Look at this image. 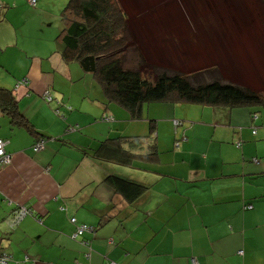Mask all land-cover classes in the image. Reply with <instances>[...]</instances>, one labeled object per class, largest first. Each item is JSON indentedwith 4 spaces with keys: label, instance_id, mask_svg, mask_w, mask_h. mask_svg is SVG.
Wrapping results in <instances>:
<instances>
[{
    "label": "crops",
    "instance_id": "0c3cea01",
    "mask_svg": "<svg viewBox=\"0 0 264 264\" xmlns=\"http://www.w3.org/2000/svg\"><path fill=\"white\" fill-rule=\"evenodd\" d=\"M30 1L0 0V86L13 90L48 139L35 151L36 137L0 113V138L12 155L0 167V247L13 255L8 264H264L259 118L171 102L145 104L134 117L78 61L65 59L64 23L47 15L52 0ZM46 90L56 102L44 100ZM174 120L183 125L174 128ZM152 125L153 160L121 166L89 154L109 137L151 134ZM109 174L148 190L129 202L104 182ZM20 206L32 214L14 225ZM72 217L94 231L73 239Z\"/></svg>",
    "mask_w": 264,
    "mask_h": 264
},
{
    "label": "trees",
    "instance_id": "16d2710c",
    "mask_svg": "<svg viewBox=\"0 0 264 264\" xmlns=\"http://www.w3.org/2000/svg\"><path fill=\"white\" fill-rule=\"evenodd\" d=\"M61 19L64 23L61 35H64L65 59L78 61L85 72L94 76L106 97L128 109L134 117L141 116L145 104L171 102L228 109L246 107L253 121L259 118V108L256 107H264V91L219 77L201 80L203 73L200 74L202 77H197L195 74L188 76L165 69L157 70L155 79H150L139 68L126 67L122 51L128 40L120 30L125 29L126 14L119 7L118 0H68L61 12ZM0 113L8 115L13 126L26 128L36 137L34 146L43 143L44 149L48 139L20 111L13 90L2 86ZM106 117L103 116L102 121H109L104 119ZM173 124L177 129L183 125V121L174 120ZM153 129L152 125L151 134L106 138L99 141L89 154L94 159L121 166H131L138 158L153 160L158 156L157 135H153ZM252 132L256 135V125L252 126ZM182 138L175 144L179 145ZM236 146L240 148L242 141L237 142ZM104 182L129 202H134L148 190L147 185L116 174L107 175ZM77 224L80 223L77 221Z\"/></svg>",
    "mask_w": 264,
    "mask_h": 264
},
{
    "label": "rangeland",
    "instance_id": "374dc122",
    "mask_svg": "<svg viewBox=\"0 0 264 264\" xmlns=\"http://www.w3.org/2000/svg\"><path fill=\"white\" fill-rule=\"evenodd\" d=\"M55 2L47 15L61 23L67 0L57 6ZM118 4L126 14L125 29H120L128 40L122 51L126 67L139 68L150 79L165 69L197 77L203 73L201 80L219 77L264 91V0H118ZM256 108L260 138L264 107ZM236 111L249 113V108ZM235 124L238 130L242 126Z\"/></svg>",
    "mask_w": 264,
    "mask_h": 264
},
{
    "label": "built area",
    "instance_id": "2783aa9c",
    "mask_svg": "<svg viewBox=\"0 0 264 264\" xmlns=\"http://www.w3.org/2000/svg\"><path fill=\"white\" fill-rule=\"evenodd\" d=\"M37 0H31L30 3L32 5L36 4ZM27 81H23L22 83H25ZM43 97L46 99L47 102H52L54 100V96L52 95V92L50 90H46L43 93ZM57 114L61 115L60 110L57 108L56 110ZM63 116V114H62ZM105 120H113V117H106ZM176 125L178 124L177 121H175ZM43 149V143H38L34 146V150L39 152ZM12 162V155L7 153L6 151V141L4 139L0 138V167L6 166ZM32 211L25 207L20 206L17 209L13 211V224H18L20 221H22L26 216L31 215ZM71 222L76 225L75 231L72 234L73 239H81V237L86 233L93 230V228L87 224H77V219L75 217L71 218ZM82 242L89 246V242L82 240ZM241 253V252H240ZM13 260V255L4 250L0 247V264H8L10 261ZM80 264V263H76ZM105 264H118L115 261H106ZM192 264H200L196 258H192Z\"/></svg>",
    "mask_w": 264,
    "mask_h": 264
}]
</instances>
